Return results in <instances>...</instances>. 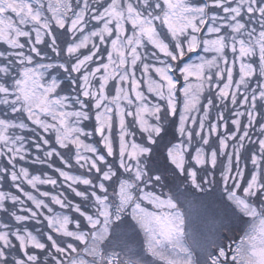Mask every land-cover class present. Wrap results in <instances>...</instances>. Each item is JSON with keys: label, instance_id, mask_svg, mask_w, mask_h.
I'll use <instances>...</instances> for the list:
<instances>
[{"label": "snow or ice", "instance_id": "1", "mask_svg": "<svg viewBox=\"0 0 264 264\" xmlns=\"http://www.w3.org/2000/svg\"><path fill=\"white\" fill-rule=\"evenodd\" d=\"M0 182V264H264V0H0Z\"/></svg>", "mask_w": 264, "mask_h": 264}, {"label": "rangeland", "instance_id": "2", "mask_svg": "<svg viewBox=\"0 0 264 264\" xmlns=\"http://www.w3.org/2000/svg\"><path fill=\"white\" fill-rule=\"evenodd\" d=\"M153 76H154V74H153ZM81 187H83V186H81ZM26 188H27V186H26ZM39 188H40V191H52L53 190L50 185H48V186L41 185V186H39ZM0 190H3V191H12L13 193L16 192L15 189H13V190L8 189V188L7 189H4L2 182H0ZM27 190H30L31 191V189H27ZM62 190L63 191H66V193L69 195L70 198H72L74 200H78V198H75L74 195L72 193L68 192L66 189H61L59 187H57V189H55V191H57V192L62 191ZM33 194L34 195H37V196L39 195V193L38 192H35V191L33 192ZM8 203L10 204L11 202L9 201ZM54 207H57V210H59L58 209V206H54ZM193 216H194V227H200L202 222L199 221L198 219H195V217L197 216V210L196 209L193 210Z\"/></svg>", "mask_w": 264, "mask_h": 264}, {"label": "trees", "instance_id": "3", "mask_svg": "<svg viewBox=\"0 0 264 264\" xmlns=\"http://www.w3.org/2000/svg\"><path fill=\"white\" fill-rule=\"evenodd\" d=\"M57 163H58V162H57ZM37 167H39V166H37ZM49 172H51V170H49ZM3 188H4V189H7L8 187H6V186L3 184ZM8 189L13 190L12 188H8Z\"/></svg>", "mask_w": 264, "mask_h": 264}]
</instances>
